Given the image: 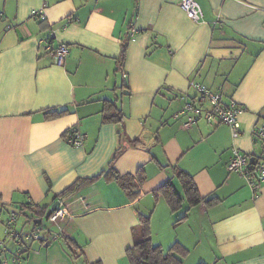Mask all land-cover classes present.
I'll return each mask as SVG.
<instances>
[{"label":"crops","instance_id":"obj_1","mask_svg":"<svg viewBox=\"0 0 264 264\" xmlns=\"http://www.w3.org/2000/svg\"><path fill=\"white\" fill-rule=\"evenodd\" d=\"M179 1L0 0V238L10 210L48 203L109 166L119 174L142 167L136 199L99 178L61 201L68 215L50 224L51 234L68 235L87 261L128 264L141 213L150 215L154 245L188 250L182 264H264V182L254 195L226 168L232 148L264 156V135L255 133L264 125V0H195L198 22ZM59 43L69 51L56 61ZM191 81L243 108L238 135L203 120L182 127ZM104 100L117 102L121 125L101 122ZM52 110L66 113L45 118ZM72 131L85 135L80 146L66 141ZM174 168L192 176L202 197L219 200L193 206L175 225L187 208L183 193L175 213L151 194L167 180L177 191ZM21 264L84 262L53 238L46 246L34 240Z\"/></svg>","mask_w":264,"mask_h":264},{"label":"trees","instance_id":"obj_2","mask_svg":"<svg viewBox=\"0 0 264 264\" xmlns=\"http://www.w3.org/2000/svg\"><path fill=\"white\" fill-rule=\"evenodd\" d=\"M125 52V46L124 43H122V48L119 56L120 62L124 61ZM64 113H66L65 110H52L50 112L47 111L45 112V118H54L57 116H61ZM123 117L124 115L122 113V110L117 105V102L115 100L103 101L101 110L102 123H115L121 125L123 122ZM120 133L121 131L119 132V134ZM64 135L66 136V134ZM67 137L68 135L66 136V138ZM119 150V148L115 149L111 160L115 158ZM173 172L174 176L180 184L183 193V198L187 205L185 214L181 218L177 219L174 222V225L181 222L186 217V213L193 206L201 202H203L207 206H211L218 203L219 200L215 197L206 198L202 197L199 194L198 189L193 181V178L189 173L177 168H174ZM99 178H104L107 181L114 180L121 187V189L125 192L126 196L130 200H134L137 198V196L139 195L138 188L146 180L145 172L142 167L138 168L135 173L119 174L111 166H109L106 170L101 171L97 175L87 178H78L66 189H64L58 194L53 195L48 203L39 204L29 201L28 203H24L23 206H19L18 209L14 208L10 210L9 213H11L12 211L16 212L17 221L15 227L17 228L18 222L21 223V226H19L16 231L22 232L23 229L26 227H30L31 230L39 229L40 236L37 240H35V242L37 241V243L40 245H48L51 239L54 238V236H52L51 231L47 229L46 224H42L41 222L36 223L35 220H44L46 222L50 215L49 214L46 216V212L55 200L64 201L76 194L84 186L95 182ZM151 194L153 195L154 199H157L158 196L161 195L164 198L171 213H175L182 208L183 198L175 190L170 180H167L161 186L154 189ZM5 228L6 221L3 223L2 228L3 238H0V242L2 241L3 244H5L4 247L3 245H0V256L3 255L0 264L4 259H9L12 255L16 253H18V255L20 256V260L17 264H21L24 260H26V255L31 250V245L34 241L21 246L17 245V242L13 240L15 249H13V251L11 252L9 251L6 242L12 240H10L8 236H6V233L4 232ZM132 237V246L125 250V258L128 264H182L183 259L188 255V250L178 242L172 243L166 249H163L160 245H154L152 243L150 215H142L141 213H138V223L132 228ZM56 238L60 241V243H62L64 250L74 263L77 260L81 259L84 264H102L99 260L87 261L84 257L81 247L68 235L59 232L57 233ZM198 264L205 263L200 262Z\"/></svg>","mask_w":264,"mask_h":264},{"label":"built area","instance_id":"obj_3","mask_svg":"<svg viewBox=\"0 0 264 264\" xmlns=\"http://www.w3.org/2000/svg\"><path fill=\"white\" fill-rule=\"evenodd\" d=\"M179 5L186 13L187 17L192 21L198 22L201 19L202 10L195 0H180ZM36 13H38L41 19L45 18L42 10H38ZM68 51V47L65 43H59L53 50L52 55L56 60H60ZM190 87L193 89L194 94L190 98H187L181 109L182 113H187L186 119L182 123L183 128L187 129L197 121L203 120L205 123L212 126L227 124L233 136L239 134L240 122L237 116L243 110L242 107L235 104L232 100L225 101L223 90L221 89H209L205 84L196 81H191ZM255 133L258 136H263L264 125H258L255 129ZM84 138V134L72 132L66 138V141L68 144L80 146ZM226 168L228 171L235 172L243 177L254 194L257 193L258 188L264 182V156L257 157L254 154L243 153L236 148H232ZM67 215L68 213L65 205L59 200V205L49 217L48 222L51 225H57ZM16 221V212L12 211L6 221V228L4 231L6 236L10 239H16L19 244L22 240L38 239L40 235L39 229L21 235V233L15 230ZM54 234L57 235V233ZM0 245H3V247L5 246L2 241ZM19 260L20 256L16 253L9 259H4L1 264H17Z\"/></svg>","mask_w":264,"mask_h":264},{"label":"bare ground","instance_id":"obj_4","mask_svg":"<svg viewBox=\"0 0 264 264\" xmlns=\"http://www.w3.org/2000/svg\"><path fill=\"white\" fill-rule=\"evenodd\" d=\"M55 48H56V46L54 47V49H55ZM54 49H53V50H54ZM53 50H52V52H53ZM52 52H51V53H52ZM67 54H68V53H67ZM67 54H66V55H67ZM53 57H54V56H53ZM55 60H56V59H55ZM56 61H59V60H56ZM73 133H75V132H73ZM70 134H71V133H69V135H70ZM69 135H68V136H69ZM55 209H56V208H55ZM53 212H54V210L50 212L49 217L52 215ZM49 217H48V219H49ZM47 222H48V220H47L44 224H46L47 229L50 230V225H47ZM48 223H49V222H48ZM31 231H33V230H30V232H31ZM30 232H28V233H30ZM24 234H27V233H24ZM53 234H54V233H53ZM21 235H23V234H21ZM39 236H40V235H39ZM52 236H53V235H52ZM54 238H56V235H54ZM35 240H37V239H35ZM27 241H34V240H32V239H30V240H26V241H25V240H22L21 243H20V245L23 246L24 244L27 243Z\"/></svg>","mask_w":264,"mask_h":264},{"label":"water","instance_id":"obj_5","mask_svg":"<svg viewBox=\"0 0 264 264\" xmlns=\"http://www.w3.org/2000/svg\"><path fill=\"white\" fill-rule=\"evenodd\" d=\"M58 205H59V200H55V201L50 205L49 209L47 210V212H46V216L49 215L51 211L55 210V208H56ZM35 222H36V223L41 222L42 224H44L45 221H44V220L39 221V220L37 219V220H35Z\"/></svg>","mask_w":264,"mask_h":264},{"label":"rangeland","instance_id":"obj_6","mask_svg":"<svg viewBox=\"0 0 264 264\" xmlns=\"http://www.w3.org/2000/svg\"><path fill=\"white\" fill-rule=\"evenodd\" d=\"M177 192L180 194V195H182V191H181V188H180V185L179 184H177ZM9 214V213H8ZM6 216V215H5ZM4 216V217H5ZM47 225H50L48 222H47ZM3 228V227H2ZM18 229V228H17ZM30 227H26V228H24L23 229V232L24 233H28V232H30Z\"/></svg>","mask_w":264,"mask_h":264}]
</instances>
